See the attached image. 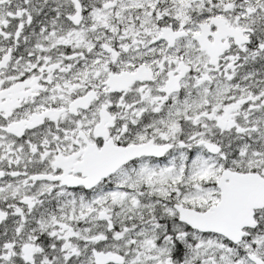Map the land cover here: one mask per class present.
Returning <instances> with one entry per match:
<instances>
[{"label":"snow or ice","instance_id":"obj_1","mask_svg":"<svg viewBox=\"0 0 264 264\" xmlns=\"http://www.w3.org/2000/svg\"><path fill=\"white\" fill-rule=\"evenodd\" d=\"M0 264H264V0H0Z\"/></svg>","mask_w":264,"mask_h":264}]
</instances>
